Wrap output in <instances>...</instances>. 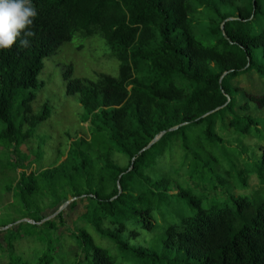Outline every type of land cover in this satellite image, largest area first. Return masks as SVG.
<instances>
[{"label":"trees","instance_id":"1","mask_svg":"<svg viewBox=\"0 0 264 264\" xmlns=\"http://www.w3.org/2000/svg\"><path fill=\"white\" fill-rule=\"evenodd\" d=\"M194 1L228 11L218 12L202 31L214 40L210 44L197 38L193 0H32L37 16L30 46L20 48L17 41L10 50H0V147L13 150L0 156V167L7 169L1 166L4 157L15 166L11 172L28 162L21 148L51 113L45 106L35 115L32 107L34 91L44 86L39 82L44 60L81 32L103 39L120 63L118 77L101 74L96 81L75 79L74 66L66 68L67 95L79 97L90 138L79 134L71 139L64 162L23 172L6 187L14 212L40 224L46 234L57 231V225L44 213L59 211L71 198L73 207L78 199L85 204L84 221L96 234L86 228L74 232L76 264H118L113 247L99 244L103 240L136 264H264V197H235L224 187V199H204L205 191L185 189V181L174 175L189 171L198 183L192 177L196 172L220 170L209 168L205 155L211 153L208 144H222L221 126L242 135L254 131L264 139V119L251 114L254 105L264 109V95L247 94L242 104L241 90L233 84L253 72L264 80V0ZM260 149L251 172L259 187L252 189L264 194ZM176 158L182 160L179 167ZM168 159L171 173L153 179ZM173 183L177 194L171 193ZM175 208L184 214L174 215ZM167 210L157 248L132 247L129 241L140 236L136 228L156 232ZM58 219L65 225L62 213ZM37 224L14 226L6 235L11 264L20 261L12 253L13 242L23 228L38 229ZM43 239L48 250L39 264H49L56 240Z\"/></svg>","mask_w":264,"mask_h":264},{"label":"rangeland","instance_id":"2","mask_svg":"<svg viewBox=\"0 0 264 264\" xmlns=\"http://www.w3.org/2000/svg\"><path fill=\"white\" fill-rule=\"evenodd\" d=\"M192 5L191 17L196 25V32L199 34L197 38L206 44H210L214 40L212 38L205 39L201 35L202 31H207L206 27L216 21V14L218 12L225 14L228 11L221 7L220 10L217 7H201L194 0ZM69 65L74 66L73 78L92 81H96L101 74L118 77L120 68L119 61L112 55L110 48L103 39L96 35L87 36L81 32L76 34L71 42L60 48L57 54L44 60V69L39 77V82L44 86L34 91L37 97L32 107L34 114L40 115L45 106H48L51 111L50 116L46 121L38 125L34 136L21 148L22 152L28 156V162L24 163V167H20L16 172H11L15 170V166L8 165L6 159L4 157L1 158V166H5L7 169L0 167V244L3 246V248H0V264H11V255L7 248L9 239L6 238L10 230L12 231L14 226L18 227L20 224H29L28 226L30 227L37 224L31 222L29 219H22V215L14 212L13 206L15 200L13 194L6 190L7 185L13 179L17 181L23 172L30 174L32 171L35 172L41 169L48 170L64 162L73 140L79 134V137L90 138V123H83L85 111L80 104L79 97L67 95L64 73ZM233 84L241 90L239 99L242 104L246 100L245 95L247 94L255 96L264 95V80L255 72L243 75L234 81ZM251 114L264 119V109L259 110L255 105ZM226 122H228V119ZM28 131L29 126L24 128L25 133ZM218 134L222 139V144H208L207 151L211 150V153L205 156L211 162L209 168H220V170H216L215 174L212 175L211 173L196 172L192 177L198 183L191 181V172L189 171L187 172L189 175H185L182 171L177 170L178 173L174 175L185 181V189L190 188L205 191L204 199H224L225 197L221 198L224 187L230 189V193L235 197L254 199L261 196L263 198L264 194H258L252 189L259 187V181L256 174L251 175L255 165L254 162L261 155L260 148L264 147L262 136L257 135L254 131L249 135H242L227 126H223V128L221 126ZM12 151L0 147V156L3 153L5 156L10 155ZM35 160H37L36 164L30 166V163ZM120 161L124 163L122 156H120ZM176 162L177 164L174 166L179 167L182 160L176 158ZM169 163V159L163 165L161 163L160 166L163 167L161 174L151 175V177L156 179V177H161L163 174L171 173ZM250 178L251 188L248 184ZM215 187L218 188L216 189ZM216 190L218 192L215 194ZM171 193H178L174 183ZM196 194L199 196L201 193L198 192ZM74 201L75 199L71 198L59 211L50 210L44 213L48 218L47 220L56 221L57 231H49V234H46L47 230L42 228L40 224H37L38 229L23 228L21 230V236L13 242L12 253H14L16 259L20 260L16 264H39V260L47 254L48 242L46 241L47 239L43 238L48 235L53 236L56 240L54 242L56 253L53 257L51 256L52 259L48 258L49 264L77 263L76 246L78 244L73 236L74 232L80 228H86L94 236L96 233L93 227L88 225L87 219L84 221L83 217L87 213L85 204L81 203L78 199V205L73 207ZM173 210L175 215L177 210L176 208ZM60 213L63 214L65 225L61 224L58 219ZM180 213L184 214L182 210H178L176 215ZM168 217L169 210L165 212V216L163 215L162 219L159 218V227L154 233L141 231L139 228H136L140 236L132 239L138 241V243L135 245L131 244V246L134 248L140 246L152 249L157 248L164 237L162 234L163 226L167 223ZM14 220H17V222L13 223ZM6 224L9 225L7 226ZM3 233H5V236H3ZM99 244L113 247L111 253L116 257L118 264L137 263L136 260L120 253L108 240L100 241ZM78 259L83 260V256H78Z\"/></svg>","mask_w":264,"mask_h":264},{"label":"clouds","instance_id":"3","mask_svg":"<svg viewBox=\"0 0 264 264\" xmlns=\"http://www.w3.org/2000/svg\"><path fill=\"white\" fill-rule=\"evenodd\" d=\"M36 16L32 0H0V50H10L17 41L20 48L29 47V38L35 35L31 27ZM129 243L135 245L138 241Z\"/></svg>","mask_w":264,"mask_h":264},{"label":"water","instance_id":"4","mask_svg":"<svg viewBox=\"0 0 264 264\" xmlns=\"http://www.w3.org/2000/svg\"><path fill=\"white\" fill-rule=\"evenodd\" d=\"M209 115V114H208ZM207 115V116H208ZM206 117V116H205ZM177 128H174V129H171V130H169V131H174V130H176ZM165 133H167V132H165ZM165 133H163V134H161L153 143H151L150 145H149V147L148 148H150L154 143H156ZM147 148V149H148ZM133 165H134V160H133V162H132V167H133ZM121 192V191H120ZM2 230H5V229H2Z\"/></svg>","mask_w":264,"mask_h":264}]
</instances>
